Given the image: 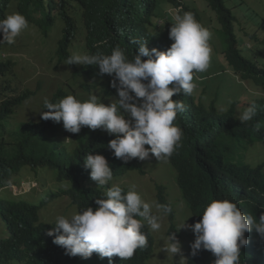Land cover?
<instances>
[{"label":"clouds","instance_id":"obj_1","mask_svg":"<svg viewBox=\"0 0 264 264\" xmlns=\"http://www.w3.org/2000/svg\"><path fill=\"white\" fill-rule=\"evenodd\" d=\"M201 1L204 3V7L210 8L215 14L207 2ZM185 4L188 5L187 11H181V6H171L173 10L170 7L166 8V11L162 10V12L164 11L163 16L169 14L174 17L172 20L169 16L166 27L158 23L160 19H165L164 17L155 19L158 29L165 34L167 42L171 43L165 51H160L155 47L149 49L146 42L138 39L131 41L132 44L138 45V49L131 48L129 50L127 47L119 45L114 40L116 33L108 29L107 36L96 37L95 46H98V49H93L85 44V37L78 34L82 36L83 53H73L72 48L78 35L75 36L70 43L73 54L68 56L65 62L59 64H64L68 70L72 69L71 76L73 70L87 65L94 67L98 74L94 75V80L103 82L101 86L91 92L97 93V95L79 97L80 91L77 92L73 86L75 84L78 87L77 82L72 80L70 83L73 88L65 89L72 93H67L69 95L58 101H50L52 97L50 99L45 97L35 118L22 119L16 123L39 122L42 119L51 122L48 124L50 128L46 130L44 143L46 146H56V149H50L52 157L48 158L46 162L49 165L38 167L56 171V179L59 182H64L66 186L58 188L56 193L60 197L68 198L71 204L76 206L77 212L71 216L58 215L51 223L42 221L40 210L44 207V202L56 194L52 193L46 196L39 203L31 202L27 195L31 189L36 188L37 183L34 180H23L17 185L13 179L18 173L11 177L7 185L0 188V197L14 202L41 204L39 220L53 225L47 235L53 237V243L61 246L66 255L89 258L93 253H96L100 258L91 260L92 264H104L105 257L109 258V264H111V258L118 256L117 264H132L148 247L150 236L142 231L145 225L149 227V233L154 237V251L156 233H160L164 238L162 229L167 225L166 223L163 225L161 220L165 216L169 219L167 240L165 239L166 243L161 249L165 253L172 257L181 253L179 241L181 228L190 229L194 233L195 237L189 241L187 246L186 264L191 242L192 256L197 255L201 249L210 251L215 256L213 263L203 264H247L241 258V250L249 243L245 233L254 230L261 238H264V205L259 207L261 214L257 219L256 216L242 213L243 199L235 197L212 199L204 206L201 215L199 213L191 214L190 224L185 223L187 216L177 227L175 218L170 219L169 217L172 212L176 217V212L171 199L167 198L168 192L165 186L154 180V194L150 195L146 190L145 197L142 199L134 188L128 189L125 185L115 183L122 175L132 170H139L144 174L145 166L142 161L148 159L151 154L157 160H167L173 167L175 182L181 190L183 199L185 198L178 180L179 176L176 170L178 167L176 165L175 168L170 161L171 155L179 146L183 135L182 129L173 122L177 113L185 110V105L182 101L172 99V97L182 93L188 95L193 93L196 87L193 83L194 77L198 75V72L207 71L212 52L209 44L211 33L198 22L200 7L197 8L187 2ZM192 7H195L196 12ZM175 12L180 14L176 15ZM232 14L234 18L231 22L233 21L234 25L236 16L234 13ZM32 19L36 21L40 18L33 16ZM221 21L222 28L224 23L222 21V26ZM50 23L51 20L43 23L46 27H39L17 11L7 13L6 17L0 18V36H2L0 37V46L3 48L0 56L10 59L17 65L18 62L8 53L20 50L18 46H15L16 38L23 35L26 32L25 29L31 26L39 30L34 37L42 47L55 36L54 50L44 49L41 53L49 57L55 52V58L52 59L57 60L55 42L58 44L62 38L63 24L59 19L57 23L48 27ZM56 26H58L59 39L54 34ZM222 34L224 41L227 33ZM236 34L233 27L230 31L234 40L233 46H237L244 58L255 60L258 64L263 65L264 49H254L255 55L252 57L247 50L251 48L250 41L264 42V40L253 33L244 43V35H239V38ZM224 44L223 55L225 58L228 44L226 42ZM4 53H6L5 56H3ZM142 57H147V59L143 60ZM59 64L56 63L55 66ZM68 64L75 66L70 67ZM10 76L11 78L7 77L14 93L20 94L27 90L32 92L30 95L12 97H24V101L20 105L14 106L12 119L27 101L37 95V91L18 88L13 82L14 69ZM198 76L200 80L212 77ZM239 79L242 81L252 80L256 84L255 89L251 88L252 97L237 102L223 99L224 102H219L217 105V110L219 114L230 117L226 112L233 107L232 117L235 116L241 123H244L251 121L256 116L257 100L264 99V85L251 77ZM90 82H93V78L90 79ZM59 88L63 87L59 86L57 90ZM93 130L107 132L115 137L108 141V148L112 150L116 158L124 161V166H128L129 169L126 172L117 174L105 152L94 154L99 150L97 148L88 149L89 152L82 155L81 147L77 145V142H80L79 136L91 134ZM262 131L264 132V128ZM203 136V147L211 148L210 134L207 135L205 129ZM262 137L264 138V136ZM240 138L246 141L243 149L253 145L258 146L261 150L260 143L263 140H249L247 136ZM145 145L149 147H145ZM211 150L213 153L211 156L212 167L221 166L222 164H216L214 147ZM249 163L255 165L252 162ZM258 164H264V162ZM28 167L32 170L38 168ZM26 183L29 184L28 188L24 187ZM89 186L98 188L104 194L103 198H95V205L94 202L90 205ZM7 189L12 193V196L2 195ZM152 201L156 202L155 213L153 205L150 204ZM184 202L187 205L185 199ZM187 207L189 208L188 205ZM7 232L6 223L0 216V236H6ZM149 262L155 264L151 259Z\"/></svg>","mask_w":264,"mask_h":264},{"label":"trees","instance_id":"obj_2","mask_svg":"<svg viewBox=\"0 0 264 264\" xmlns=\"http://www.w3.org/2000/svg\"><path fill=\"white\" fill-rule=\"evenodd\" d=\"M204 1L214 10L219 21L224 23L223 26L221 21L223 27L220 31L227 33L226 40L224 39L228 44L225 61L232 67L234 74L243 79L251 77L264 85V64L244 58L237 46H233L234 40L230 31L234 27L233 21L231 22L234 16L233 7L228 5L229 0ZM185 3L183 0H0V18L17 11L39 27H46L43 23L51 20L48 25L50 27L59 19L63 24L62 38L56 49L59 64L73 54L70 43L75 36L82 34L85 44L98 49L95 46L96 37L107 36L109 30L116 33L114 40L129 50L138 49L137 44L131 43L133 39H138L146 42L149 49L155 47L165 51L171 43L167 42L165 34L158 29L155 19L164 17L166 27L170 15L163 16L165 9L181 6V11H187L188 5ZM192 8L196 12L195 7ZM33 16L40 19L34 21ZM14 66L13 61L0 56V188L7 185L11 177L24 166L36 168L49 165L46 162L52 157L50 149H56V146H46L44 143L46 130L50 128L49 120L11 123L14 106L24 101V97H12L32 93L29 90L20 94L14 93L8 79L13 74ZM202 73L197 74L202 76ZM94 75L98 74L90 65L73 70V80L84 78L76 80L80 94L91 93L103 84L102 81L96 82ZM198 75L193 80L196 87L192 94L182 93L172 97L185 105V110L178 112L173 122L182 129L183 135L170 158L175 168L176 165L178 167L176 170L179 184L184 191V199L191 214L200 215L204 206L212 199H243L242 213L258 219L261 214L259 207L264 205V164L253 166L247 161L242 148L246 141L240 137L247 136L249 140L264 139V99L257 100L256 116L251 121L241 123L235 116L232 117L233 107L226 112L231 118L218 113V97L202 88L203 82L208 78L200 80ZM91 78L93 82H90ZM68 85L73 88L70 82ZM67 93L72 92L59 88L50 101H58L69 95ZM204 129L211 138V148L208 149L203 147ZM113 138L115 137L107 132L93 130L91 134L80 135L77 145L81 147L82 155L93 148L99 149L94 154L105 152L115 167V172L122 174L129 168L108 148V141ZM212 147L218 162L216 164H222L216 168L211 165ZM89 191L90 205L93 202L95 205V198L104 197L98 188L89 186ZM40 206L41 204L14 202L0 197V216L8 231L6 236H0V264H88L91 260L100 258L96 253L89 258L66 255L61 246L53 243V237L47 235L53 225L40 222ZM169 217L175 218L174 212ZM142 231L150 236L149 244L132 264H151L149 261L154 251V237L149 233L147 225ZM245 235L249 243L241 250V258L247 264H264V238L254 230L246 232ZM190 245L187 264L214 262L215 256L207 250L201 249L197 255L192 256ZM117 263L118 256H113L111 264ZM104 264H109V258H104Z\"/></svg>","mask_w":264,"mask_h":264},{"label":"rangeland","instance_id":"obj_3","mask_svg":"<svg viewBox=\"0 0 264 264\" xmlns=\"http://www.w3.org/2000/svg\"><path fill=\"white\" fill-rule=\"evenodd\" d=\"M183 1L195 5L197 8L200 7V19L198 22L211 33V39L209 41L212 49L210 65L207 71L202 74L203 76L211 75L212 77L203 82L202 88L218 97L216 99L217 104H219V102L223 103V99L230 102H237L252 97L253 91L251 88L255 89L257 87L256 84L252 80H240L239 77L234 74L230 65L225 61L223 55L225 44L223 41V34L220 31L221 24L219 19L210 8L204 7V3L201 0ZM228 5L233 7V13L236 16L234 24V30L238 34L236 35L239 38L241 35H244V43L247 42L248 36L253 33L261 40H264V0H229ZM170 9L173 10V7H170ZM171 19L174 20V17L171 16ZM165 22V19H160L158 21L161 26H164ZM25 31L26 32L24 34L22 33L23 35L16 38L15 41V46H18L20 50L8 53L18 62L14 67L13 82L20 89L37 91V95L32 97L20 108L18 114L11 119L12 124H16L22 119L35 118L40 110L43 99L45 97L50 99L59 86H62L64 89H72L68 86V82L73 80L71 76L72 69L69 68L68 70L64 64L55 66L57 60L52 59L55 56V52L49 57L41 53L44 49L54 50L55 36L42 47L34 37V35L39 32L38 29L29 26ZM54 34L58 39L60 38L58 26L55 27ZM250 43L251 48L247 50V52L251 57L255 55L254 49H264V42L262 41H250ZM55 44L57 47V42H55ZM81 44L82 36L78 35L77 38H75L72 48L74 51L73 53H83ZM2 51L3 48L0 46V52ZM242 53L244 54V52ZM5 55L6 53H4L3 56ZM258 55H260L259 52ZM76 80H84V78ZM73 86L76 88V91L79 92L78 87L75 84ZM199 89H201V86ZM91 94L97 95V93H81L80 95L88 97ZM198 97L197 95V98ZM260 145L261 150L258 146L253 145L247 146L246 149H244L247 161L255 165L264 162V139ZM145 147L149 146L145 145ZM142 162L145 166L143 169L145 171L144 174L139 170H132L122 175L115 183L125 185L128 189L134 188L141 198L144 199L146 190L150 195L154 194L153 181H157L160 185L165 186L168 192L167 198L169 200L171 199L174 205L177 227L187 216L185 223L190 224L191 212L184 202L180 188L175 182V171L173 167L167 160H157L154 156H151V154L148 159ZM13 180L16 181L17 185L23 180H34L37 183L36 188L31 189L27 195L28 199L34 203H39L52 193L56 194V196L44 202L45 205L40 210L42 221L51 223L55 221L58 215L71 216L74 212H77L76 206L72 205L68 198L60 197L59 194L56 193L58 188L66 187L64 182H59L56 179V171L48 170L43 167L32 170L28 166H24ZM28 186V183L24 185V187L27 188ZM2 195L10 197L12 193L7 189ZM155 203L154 201L150 202V204L153 205L154 213L156 211L154 207ZM161 223L163 225L166 223L167 227L162 229L164 238H162L160 233H156L155 251L151 257V261L155 264H186L187 246L189 241L195 237L194 233L190 229L181 228L179 230L181 233V237L179 238L181 253L172 257L170 254L161 250L166 243L164 242L165 239L167 240L166 235L169 226L168 217H163Z\"/></svg>","mask_w":264,"mask_h":264},{"label":"bare ground","instance_id":"obj_4","mask_svg":"<svg viewBox=\"0 0 264 264\" xmlns=\"http://www.w3.org/2000/svg\"><path fill=\"white\" fill-rule=\"evenodd\" d=\"M216 163H218V162H216Z\"/></svg>","mask_w":264,"mask_h":264}]
</instances>
